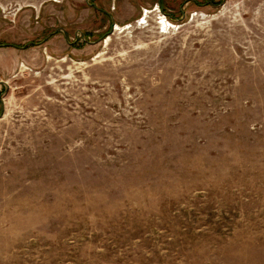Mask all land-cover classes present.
<instances>
[{
    "label": "rangeland",
    "instance_id": "1",
    "mask_svg": "<svg viewBox=\"0 0 264 264\" xmlns=\"http://www.w3.org/2000/svg\"><path fill=\"white\" fill-rule=\"evenodd\" d=\"M0 264H264V0H0Z\"/></svg>",
    "mask_w": 264,
    "mask_h": 264
},
{
    "label": "trees",
    "instance_id": "2",
    "mask_svg": "<svg viewBox=\"0 0 264 264\" xmlns=\"http://www.w3.org/2000/svg\"><path fill=\"white\" fill-rule=\"evenodd\" d=\"M208 4H210V5H212V6H215V4L212 2V1H210V2H207ZM12 47H16V48H19L18 46H16V45H11Z\"/></svg>",
    "mask_w": 264,
    "mask_h": 264
},
{
    "label": "bare ground",
    "instance_id": "3",
    "mask_svg": "<svg viewBox=\"0 0 264 264\" xmlns=\"http://www.w3.org/2000/svg\"><path fill=\"white\" fill-rule=\"evenodd\" d=\"M163 23L166 25L167 24V22L166 21H163ZM128 27H131V26H127L126 28H128ZM116 29H122V28H119L118 26H116ZM129 29V28H128Z\"/></svg>",
    "mask_w": 264,
    "mask_h": 264
}]
</instances>
